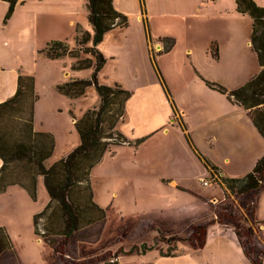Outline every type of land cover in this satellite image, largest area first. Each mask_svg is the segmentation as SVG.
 <instances>
[{
    "label": "crops",
    "instance_id": "obj_1",
    "mask_svg": "<svg viewBox=\"0 0 264 264\" xmlns=\"http://www.w3.org/2000/svg\"><path fill=\"white\" fill-rule=\"evenodd\" d=\"M20 1L15 6L7 24L3 25L2 20L7 3L0 0V102L14 93L19 70L33 73L38 89L37 69L38 67L44 69L53 59L40 52L48 43L72 48L79 34L92 33L87 20V0ZM255 2L264 6V0H255ZM114 6L127 16L133 15L141 23L143 34L146 37V52L148 51L147 55L152 60L156 71V81L144 85L136 81L134 84L137 85L134 89L125 83L110 82L103 74L109 60L117 58L118 55L112 51L111 47H103V43L108 38L109 41L115 42V45L124 44L127 39L122 40L121 38L120 40L116 34L123 28L117 27L106 32L103 40L98 44L99 50L106 57V62L99 72V80L110 85L119 83L131 91V96L125 105V117L121 122V125L124 121L127 123V129L121 127V132L130 140L146 137L140 143L142 144L158 131L168 132L169 125L181 127L186 144L188 143L195 152L191 153L192 162L201 165L198 158L200 154L204 160L218 167L217 172L221 176L238 177L250 171L256 160L264 154V137L254 126L248 110L229 101L224 93L210 88L204 80L216 82L230 90L242 85L259 71L257 56L250 42L251 18L247 14L238 12L235 0H114ZM39 26L49 30L48 37L42 43L28 39L20 44L19 36L30 37L29 31L34 33ZM21 33L23 35H20ZM162 37L175 39L170 50H163V44L160 41ZM213 45L217 48L216 57L211 53ZM153 46L155 49L158 46L162 48L155 51ZM75 60L76 58L72 57L71 66ZM88 69L89 72L85 75L65 74L69 75L68 80L76 77L88 78L92 68ZM179 70L186 73L183 80L176 78ZM57 84L59 83L56 82L54 88ZM149 84L155 85L154 89L151 88V92L136 91L148 87ZM90 88L94 89L92 86ZM91 91L94 93V90ZM137 93L140 94L139 98H136ZM97 103L98 101L95 104ZM132 104H135L136 111H133ZM149 108L155 111L151 112ZM57 109L62 110L59 107ZM71 121L73 122L72 117ZM34 127L37 130L35 118ZM49 132H52L54 137L56 136L53 131ZM78 142L79 139L64 155ZM51 157L52 155L48 159L49 163L55 161ZM1 163L0 160V166ZM201 167L211 181L209 179L208 184H203L204 177L201 174L196 176L198 180H201L205 186L218 185V191L215 189L206 192L204 189L196 191L192 189L194 187L182 183L194 177L186 175L184 172L186 166L176 165L175 162L165 164L149 162L146 168L142 172L137 171V174L139 177H149L158 183L175 187L181 191L189 190V193L207 203L216 200L220 204L224 200V185L219 183L218 176L216 177L213 173L215 177L211 176L210 167L204 166L203 168L202 165ZM39 192L43 194L44 199L38 205V210L29 209L28 201L32 199L19 185H10L5 192L0 193V195L11 197V213L15 212L18 219L23 217L27 208L29 210L26 223L23 224L24 229L11 226L10 230L5 226L10 234L12 246L11 250L0 254V264H58L63 263L64 259L79 260L84 257L101 255L102 253L84 255L81 253V245L85 241L98 240L105 221L81 228V233L87 236L76 238L75 233L67 244L64 255L55 254L49 244L38 238L34 233L32 218L35 213L43 209L49 199L42 177H39L37 183V199ZM246 194L249 196L244 197L240 203L247 204L250 201L251 215L249 218L259 223V228L255 229L257 236L254 244L257 242L264 244V185ZM22 199L28 204L23 208L16 204L17 200ZM224 205V203L214 205L216 207L208 221H217L215 210L217 206L219 209L227 210ZM204 217L206 215L201 214L194 224L207 223L208 221H202ZM187 224H190V227L192 225L188 222L184 226ZM148 227L152 229L157 227V232L163 228L157 225L152 218L146 217L139 221L133 229L126 230L128 232L124 237L125 240L128 238L129 245L117 243L112 248L117 250L123 247V251L130 249L135 246L134 244H138L136 240L132 241L133 238H136L139 232L142 234ZM117 239L118 241L123 240L121 236ZM115 242L112 241V243ZM112 248L109 247L108 250L113 251ZM123 251L117 253V264H122V255L125 253ZM5 254H8V258L4 257Z\"/></svg>",
    "mask_w": 264,
    "mask_h": 264
},
{
    "label": "trees",
    "instance_id": "obj_2",
    "mask_svg": "<svg viewBox=\"0 0 264 264\" xmlns=\"http://www.w3.org/2000/svg\"><path fill=\"white\" fill-rule=\"evenodd\" d=\"M2 1L7 3L2 20V24L6 25L15 6L21 1ZM235 2L238 12L247 14L252 20L250 42L260 69L242 85L230 90L216 82L204 81L210 88L224 93L232 103L248 110L254 126L264 137V6L257 4L255 0H235ZM87 11V20L92 33H82L76 37L75 43L81 47L75 49L66 45L48 43L40 50L50 58L74 56L76 60L72 65L73 69L92 68L88 78H71L56 85L57 90L69 98L84 95L90 86L97 93V105L88 107L80 116H76L72 110L69 111L78 133V144L66 155L49 163L48 159L55 147V137L51 132L39 131L34 127V107L39 94L33 73L19 70L14 93L0 102L2 162L0 193L5 192L8 186L16 184L35 201L38 179L42 177L49 199L43 209L33 215L34 233L39 235L41 230L43 240L53 248L54 253L63 255L67 244L79 229L105 221V209L93 198L92 168L113 146L121 144L137 146L146 138L130 140L119 129V124L125 117V105L131 96V91L119 83L110 85L99 80V72L106 62V57L99 50L98 44L103 40L106 32L117 27H127L128 16L115 8L114 0H87ZM160 41L164 51L170 50L175 43L173 37H162ZM88 42L90 45H87ZM80 52L89 53L91 57L82 58ZM211 53L215 57L218 55L216 46H211ZM198 155L203 159L200 154ZM202 163L205 167H210L211 176L215 177L213 174L218 176L225 190L232 193L241 194L264 185V154L256 160L250 171L238 177L221 176L217 172L216 165L204 159ZM229 202L235 205V201L229 199ZM234 207L238 209L236 205ZM39 219H45V224L38 223ZM225 219L234 222V232L240 239L243 253L253 264H261L264 260V250L256 251L253 238L259 223L253 221L250 224L243 214L235 216L228 210L216 209L215 220ZM254 223L256 226L253 225ZM206 228L207 223L194 224L191 226L190 234L183 239L194 246H203ZM51 235L60 239L50 238ZM153 245L142 243L139 253L152 249ZM11 246L9 232L5 226L0 225V254L9 250ZM137 248L136 245L132 247V249ZM108 254L109 252H105L104 255L84 257L79 260L69 259L68 264H96ZM177 254L169 249L160 250L161 256Z\"/></svg>",
    "mask_w": 264,
    "mask_h": 264
},
{
    "label": "rangeland",
    "instance_id": "obj_3",
    "mask_svg": "<svg viewBox=\"0 0 264 264\" xmlns=\"http://www.w3.org/2000/svg\"><path fill=\"white\" fill-rule=\"evenodd\" d=\"M128 23L126 28L120 29L116 33L120 40L121 38L122 40L127 39L124 44L120 45L118 43L115 45V42L109 41L108 38L103 43V47H111L112 51L118 55L117 58L109 60L103 76L106 75L107 80L110 82L125 83L134 89L137 85L134 84L136 81H138V84L143 85L156 81V71L152 60L147 55L148 51L146 52V37L143 34L141 23L133 15L128 16ZM29 32L30 37L23 38V36H19L20 44L28 39H31L32 42L37 40V42L42 43L49 35V30L44 29L42 26H39L34 33L33 31ZM87 45H90V42ZM72 47L77 49L81 45L75 43ZM154 50L157 51L155 48ZM80 53L82 58L91 57L89 53ZM72 57L74 56L66 55L53 58L47 67H44V69L38 67L37 69V90L40 97L34 107L35 125L39 131H53V133H56L52 160L62 157L71 146L77 143L78 133L71 121L72 115L69 111L72 110L76 116H80L88 107L95 106L98 101L97 93L89 87L86 89L85 94L77 99H71L64 95L57 90L56 86L54 88L56 82L62 83L68 80L69 75L66 76L65 73L85 75L89 72L87 68L74 70L71 66ZM176 75L177 79L183 80L186 77V73H183L182 70H179ZM147 86L136 91L147 90L151 92V88H155L154 84ZM91 90H94V93ZM139 97L140 94L137 93L136 98ZM57 107L62 110H58ZM132 108L133 111H136L135 104H132ZM149 110L151 112L155 111L153 108H149ZM121 124H119V129L121 127L127 129L125 121L123 125ZM167 128L168 132L158 131L137 147L127 144L113 146L111 151L106 152L101 161L92 168L91 185L94 198L105 209L106 219L100 238L94 242H83L81 253L84 255L102 253L104 255L107 251L109 254L102 257L96 264H108L110 258L116 257L118 252L123 251V247L114 250V245L117 243L129 245L127 243L128 238L125 240L124 237L127 235L126 232L133 229L139 221L149 217L155 220L157 225L163 227L160 230L161 232L159 229V232H157V227L154 228L155 231L148 227L142 234L139 232V235L132 240L137 241L138 244L134 245L138 248L132 249L131 247L123 251L128 254L122 252V264H253L243 253L240 239L234 232V222L232 220L208 221L211 219L216 207L214 205L224 203L225 209L235 214V216L243 214L252 224L253 220L249 218L251 215L250 201L247 204L240 203L249 194H246V192L235 194L227 189L225 190L222 185L224 191L227 192H225L223 202L219 204L214 200L207 203L189 193V190L181 191L175 187L158 183L155 179L138 176L137 171L142 172L149 162L156 164L175 162L176 165L186 166V170H184L186 175L194 177L188 178L189 181L185 180L182 183L194 187L192 189L196 191L202 189L205 190L204 192L213 189L218 191V185L205 186L196 177L201 174L204 180L209 181L210 179V177H207L206 171L202 169L201 165L204 168V164L198 156L201 165L192 162L191 153L195 152L188 143L186 144V138L181 127L169 125ZM43 199V194L39 192L37 200L28 201L29 209L38 210V205L42 203ZM229 199L233 202L236 200L234 203L239 212L235 209V205L229 202ZM16 204L22 208L28 205L24 199L17 200ZM216 209H219V207L217 206ZM28 212L27 208L23 213V217L18 219L15 212L11 213V197L0 195V225L7 226L10 230L11 226L24 229L23 224L26 223ZM201 214L206 215L202 218V221H208L206 239L203 246H194L188 240L183 239L191 232L190 224L184 225L188 222L194 225L196 218ZM45 222V219L38 220L41 225H44ZM253 225L256 226L255 223ZM79 231L80 229L76 232V238L87 236ZM254 235L255 240L257 234L254 233ZM37 236L44 241L41 230ZM118 236H121L123 240L118 241ZM50 238L60 239V237L52 235ZM112 241L116 242L112 243ZM143 242H146L147 245L154 244V247L144 253H139V247ZM109 247H113V251L108 250ZM255 247L256 251L264 250V244L260 242H257ZM9 249L11 250V247ZM167 249L178 254L176 256H161L160 250L165 251ZM4 257L8 258V254H5ZM62 261L64 264H68V259ZM261 264H264V260Z\"/></svg>",
    "mask_w": 264,
    "mask_h": 264
},
{
    "label": "built area",
    "instance_id": "obj_4",
    "mask_svg": "<svg viewBox=\"0 0 264 264\" xmlns=\"http://www.w3.org/2000/svg\"><path fill=\"white\" fill-rule=\"evenodd\" d=\"M161 48L158 46V48H156V50H160ZM203 183L204 184H208L209 183V181H207V180H203ZM116 260H117V258L116 257H112V258H110L109 260H108V264H116Z\"/></svg>",
    "mask_w": 264,
    "mask_h": 264
}]
</instances>
